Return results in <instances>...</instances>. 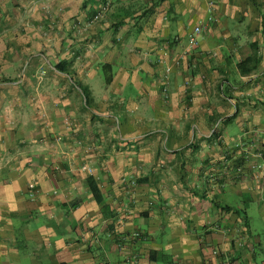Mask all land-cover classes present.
<instances>
[{"label":"crops","instance_id":"1","mask_svg":"<svg viewBox=\"0 0 264 264\" xmlns=\"http://www.w3.org/2000/svg\"><path fill=\"white\" fill-rule=\"evenodd\" d=\"M263 175L264 0H0V264H264Z\"/></svg>","mask_w":264,"mask_h":264},{"label":"built area","instance_id":"2","mask_svg":"<svg viewBox=\"0 0 264 264\" xmlns=\"http://www.w3.org/2000/svg\"><path fill=\"white\" fill-rule=\"evenodd\" d=\"M102 20V14H96L95 16H93L89 21L85 22L84 24H82L80 21H77L74 23V27H83L85 29L90 28L91 26H93L94 24L100 22ZM216 19L212 16H209L207 19H205L204 21L200 22L188 35V46H187V50L184 52L183 57H185L187 55L188 52L193 51L200 42V38L203 35V32L205 31V29L210 25V23H213ZM176 64L178 66H180V60L176 62ZM172 68L171 67H167L165 70V74H169L171 72ZM42 74H44V72H42ZM162 94L164 95L165 98L168 97L169 95V87L168 84H165V86L162 89ZM258 157L262 158V153H259L257 155ZM254 169H260L262 170V165H254L253 166ZM264 178V175H263ZM30 192H31V198L34 199L35 198V186L34 185H30ZM137 236H140L139 234H137ZM214 254H218L217 251H214ZM174 264H181L179 262H176Z\"/></svg>","mask_w":264,"mask_h":264},{"label":"rangeland","instance_id":"3","mask_svg":"<svg viewBox=\"0 0 264 264\" xmlns=\"http://www.w3.org/2000/svg\"><path fill=\"white\" fill-rule=\"evenodd\" d=\"M52 44L53 41L47 42ZM56 66H54L55 68ZM56 70V69H55ZM70 70V69H69ZM72 71V70H71ZM72 73H74L72 71ZM128 117V114L125 115ZM233 135H236L238 133L237 130H232ZM248 214L250 217V222L252 223V227L254 230H258L257 232L262 235H264V205H258V204H251L248 210Z\"/></svg>","mask_w":264,"mask_h":264},{"label":"trees","instance_id":"4","mask_svg":"<svg viewBox=\"0 0 264 264\" xmlns=\"http://www.w3.org/2000/svg\"><path fill=\"white\" fill-rule=\"evenodd\" d=\"M55 69H56L58 72L62 73V74H67V75H71V74H72V71L69 70V68H67V67L65 66V64H58V65L55 67ZM78 87H79V88L82 90V92L84 93V96H85L86 102L88 103V101H89V96H90V95H89V91H88V89L82 87L81 85H78ZM91 188H92V193L94 194V197H95L96 201H98V202L101 203L102 200H103V196H102V194L100 193L99 189H97V187H95V186L93 185V183H91Z\"/></svg>","mask_w":264,"mask_h":264}]
</instances>
